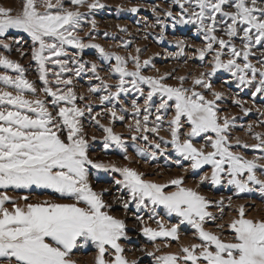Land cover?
I'll return each instance as SVG.
<instances>
[{"label": "snow or ice", "instance_id": "6c2138e0", "mask_svg": "<svg viewBox=\"0 0 264 264\" xmlns=\"http://www.w3.org/2000/svg\"><path fill=\"white\" fill-rule=\"evenodd\" d=\"M171 3L179 7V15L162 9L163 15L174 21L172 27L197 26L204 45L196 49V54L202 61L210 57L211 66L209 71L191 78L175 77L176 84L167 82L168 73L145 74L154 65L151 58L141 59L140 47L135 48V54L121 55L92 42L97 30L94 14L106 7L101 0H22L19 9L0 4V69L4 70L0 71V264H75L74 250L88 243L97 249L95 264H137L125 254L121 241L130 239L128 225L113 214V203L120 204L125 212L133 203L137 209L151 206L154 216L156 208L163 206L169 215L180 218L179 224L171 227L156 219L158 227L153 228L142 216H136L140 231L152 241H179L180 224L195 229L198 242L181 246L179 252L157 255V246L155 252L147 253L156 264H264V219L250 218L243 205L229 223H217L223 220V197L210 200L198 185L186 186L183 176L158 183L134 167L106 165L90 156V142L97 137H89L86 116L103 129L105 148L115 145L125 153L126 160L131 159L125 138L113 127L100 123L101 113L94 111L92 96L103 93L98 96L99 105L114 123L124 121L122 113L128 111L121 108L118 112L115 105L122 104V97L135 93L137 99L131 102L135 122L128 127L133 133L132 141L146 142V146H138L140 156L155 160L158 155H169L170 146L182 160L190 162L193 171L211 166L210 175L200 176V184L226 183L240 193L259 186V191L264 192V133L256 132L257 143L253 144L233 138L235 117L223 113L220 102L225 93L216 90L211 80L223 70L241 90L251 87L253 96L264 95V0ZM157 8L153 6L151 10L163 29L167 24L159 19ZM85 25L91 29L87 39L81 35ZM13 30L31 38L28 52L35 62L40 86L28 78V69L10 55L13 43L20 44L18 40L8 42ZM120 30L127 32L126 28ZM130 43L125 41L122 46L127 48ZM177 43L185 46L182 40ZM86 49L97 50L98 59L108 63L107 76L101 75V64L83 59ZM15 51L22 57L28 55L22 48ZM85 76L99 82L90 84V95L80 93L76 86ZM109 77H115V83H109ZM141 97L143 104L137 102ZM233 103L245 115L253 111L240 99ZM153 109L154 121H150ZM166 120L169 139L160 135ZM260 123L264 125V121ZM248 131H253L252 125ZM150 134L159 142L150 140ZM197 138H203L205 144L197 146ZM237 147L262 155L248 158L234 150ZM90 169L119 173L122 178L114 183L127 190L128 198L118 196L109 203L104 198L108 189L94 188ZM34 188L51 190L64 202H32L29 195L11 194ZM213 207L219 208L220 216L210 210ZM209 224L218 231L210 230ZM225 229L230 230L231 239L224 238Z\"/></svg>", "mask_w": 264, "mask_h": 264}, {"label": "rangeland", "instance_id": "374dc122", "mask_svg": "<svg viewBox=\"0 0 264 264\" xmlns=\"http://www.w3.org/2000/svg\"><path fill=\"white\" fill-rule=\"evenodd\" d=\"M106 5L105 8L99 9L95 12L94 18L97 21V30L94 34L95 39L93 43H100L105 48L119 52L121 55H127L129 53L135 54V48L140 47L142 49L141 59L151 58L154 68H148L145 70L147 75H163L170 74L168 83L176 84L175 77L185 76L194 77L201 72L210 70V64L207 57L205 60H200L196 54V49L203 47L204 40L201 33L197 31L196 25H179L172 27L174 21L171 18H167L163 15L162 9L171 10L174 15H179L180 9L177 5L171 3V0H101ZM22 0H0V4L15 7L19 9ZM158 6L157 11L160 12L159 19L164 20L167 27L163 28L158 23V17L152 12V7ZM133 7H138L139 11L132 12ZM126 28L127 32H123L120 29ZM91 31L88 25H85L84 31L81 33L87 39V33ZM107 32L109 35L105 36ZM13 40L20 41V44L13 43ZM184 41L185 46L181 47L177 42ZM125 41H130V45L127 48L122 46ZM9 43H13V51L10 53L13 59L19 60L27 69L28 78L35 80L37 85L40 86L41 82L37 79V70L35 62L31 60L30 52L28 50L31 47V38L23 32L15 31L11 33L8 38ZM16 48H22L28 55L21 56ZM2 50V49H0ZM74 51V50H72ZM9 54V53H6ZM99 53L95 49H86L83 55L85 60H93L102 65L104 71L101 72L102 76H107L108 63L100 61L98 59ZM131 67V65H130ZM156 69L159 71L157 72ZM0 71H4L0 69ZM88 75H91L90 73ZM115 77H109V83H115ZM213 86L218 91L225 93L224 99L221 104V108L224 114L230 117H235L234 127L231 129V136L233 138H239L242 143L253 144L257 143L254 134L256 132L264 133V125L260 122L264 121V95L253 96L254 88H247L241 90L237 87L235 79L226 71H219L215 76L211 78ZM191 82L190 79L188 81ZM99 83L96 80H91L85 76L77 81V89L80 93L90 95L88 88L90 84ZM147 91V87L145 88ZM103 93H98L92 96V100L95 102V112H100L98 117L100 123L106 126L113 127L117 133H120L127 142V155L130 160L125 159V153L115 145H111L108 148L104 147L103 136L105 133L103 129L96 125L94 121L90 120L87 116L84 118L85 129L89 135L96 136L95 141L90 142V156L94 161L103 162L104 164H114L118 167L131 166L138 171L144 172L146 178L158 183H167L170 179L178 176L185 178L186 186L197 187L198 190L206 195L212 201H219L221 197L224 198L223 206V220H218L217 223H229L236 216V209L243 205L246 213L250 218L264 219V192L259 191V186H253V190L250 192L240 193L234 186H229L226 183L221 185H213L210 182L205 181L203 184L199 183V178L202 174L211 173V166H205L201 170L193 171L190 168V162L182 160L177 153L169 146V155H158L155 160L147 157H142L138 154V146H146V142L140 139L132 141V131L128 125L134 124V113L132 111V100L137 99L135 93L122 97V104L117 103L116 109L119 112L121 108H127L124 121H115L114 123L104 114L102 107L99 105L98 96ZM234 99H240L244 102V106L252 108L253 111L244 114L241 107L233 103ZM137 102L143 104V98H138ZM159 102L158 100L156 101ZM83 106V102L81 103ZM111 107V105H108ZM259 109V111H257ZM143 113L141 114L142 118ZM170 119V116H169ZM150 121H154V109L153 115L150 116ZM253 126V131H248V126ZM151 126V125H150ZM139 136L140 134H136ZM160 135L166 139L170 138L168 132L167 120L164 122ZM156 139L150 134V140ZM235 143V139L233 140ZM205 144L203 138H197V146ZM210 150V149H208ZM241 152L248 158L262 155V153L253 150L237 147L234 149ZM177 160L181 163L178 165ZM258 175L260 172L258 171ZM90 181L97 191L102 189H108L104 198L113 203L115 198L120 196L125 199L128 198V192L126 189H122L120 185L114 183L116 179H121L119 173L114 171H103L97 169H90ZM14 195H29L32 202H37L45 199L59 200L64 202L63 198L59 197V194L51 192V190L32 189L30 191L18 190ZM229 198H231V207H229ZM114 215L125 219L128 225L127 232L130 239L121 241L125 247V254L129 261H136L137 264H156V260L153 256H149L147 253L155 252L157 246L160 251L157 255H162L165 252H179L181 246L189 245L194 242H198L194 238L195 229L188 224H180L178 232L180 234V240L174 241L164 238H157L155 241L150 240L144 236L140 231V223L136 220V216H142L144 221L151 227L157 228L156 219H162L167 227H171L173 224H179L180 218L175 214L169 215L167 209L163 206L156 208V215L154 216L151 210V206L147 209H137L135 203L125 212L123 207L118 203H113ZM217 216L221 213L219 208L213 207L210 209ZM152 216V219L149 217ZM210 230L218 231L213 224H209ZM225 239H231L232 234L230 230L225 229ZM166 244H170L171 247H166ZM97 256V249L91 243L81 246L74 250L72 259L75 264H95V258Z\"/></svg>", "mask_w": 264, "mask_h": 264}]
</instances>
